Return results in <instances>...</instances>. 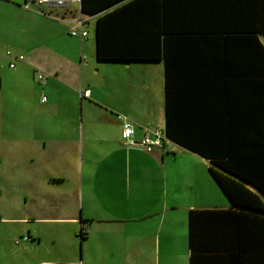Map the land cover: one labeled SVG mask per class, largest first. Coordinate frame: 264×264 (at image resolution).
I'll list each match as a JSON object with an SVG mask.
<instances>
[{
	"label": "crops",
	"instance_id": "crops-1",
	"mask_svg": "<svg viewBox=\"0 0 264 264\" xmlns=\"http://www.w3.org/2000/svg\"><path fill=\"white\" fill-rule=\"evenodd\" d=\"M21 1L0 0V19L12 6L21 13L9 16L19 21V31L24 23L29 34L27 22L34 26L38 14L68 25L72 37L69 30L81 16L87 36L72 37L78 45L71 48L36 46L27 60L16 50L5 53L8 67L15 63L9 69L23 65L15 77L12 124L0 121V264H35L51 245L62 257L37 264H189V211L240 208L196 153L171 141L152 153L122 144L119 114L132 122L137 138L143 130L163 129V62H152L158 69L151 72L136 65L151 62L99 61L97 15L69 8L54 16L49 12L56 8L28 10V0ZM90 19L92 38L84 28ZM15 26L7 25L12 42ZM19 55L22 61L15 60ZM28 69L35 81L38 73L45 81L29 88L23 79ZM81 226L86 234L77 242L78 259L69 243L77 245ZM252 242L264 244V237Z\"/></svg>",
	"mask_w": 264,
	"mask_h": 264
},
{
	"label": "trees",
	"instance_id": "trees-1",
	"mask_svg": "<svg viewBox=\"0 0 264 264\" xmlns=\"http://www.w3.org/2000/svg\"><path fill=\"white\" fill-rule=\"evenodd\" d=\"M81 12L97 15L99 61L163 62V135L208 160L240 208L189 211V264L263 263L264 0H81Z\"/></svg>",
	"mask_w": 264,
	"mask_h": 264
},
{
	"label": "rangeland",
	"instance_id": "rangeland-1",
	"mask_svg": "<svg viewBox=\"0 0 264 264\" xmlns=\"http://www.w3.org/2000/svg\"><path fill=\"white\" fill-rule=\"evenodd\" d=\"M24 1L22 0L19 5H23ZM8 9V10H5ZM62 9L64 8H59V9H51L50 11L53 10V12H49L48 10H44L45 14H48V12L51 15L56 16L58 13L60 14L62 12ZM5 10V11H4ZM2 14V18L0 19V82L2 81V90L0 92V121L4 123V125H10L12 124L13 121V113H14V108L16 107L17 100L15 97L17 96L18 88L17 85H15V77L18 75V68L21 66L17 64L16 70H11L8 67V59L6 58L5 53L7 51H13L16 50L15 52L17 54H22L23 56L25 54H28L29 50L35 48L36 46L39 45H45L51 49L55 50H60L61 46H66V47H73L75 44L78 45V42L75 41V38L70 37L67 34V26L66 24H61L57 22H53V20H48L44 18V16H36V18L33 19L34 26L32 22H27V26H29L28 32L29 34H26V29L22 26L24 23L21 25V31H19V21L16 19L15 21H10L9 16H21V13L16 11V8L12 6H5ZM35 11L32 12V14ZM31 13V12H29ZM36 13V12H35ZM57 16H61V15ZM46 16V15H45ZM48 17V16H46ZM50 18L55 19L50 16ZM24 17L22 16L21 20H23ZM8 24H14L17 25L18 27L15 26L14 29L12 30L13 32L17 33L15 35V40L12 42L10 38H8V35H10V31H7V25ZM4 25L5 29L2 27ZM2 27V28H1ZM89 34V38L93 37V28H94V19L89 20V25L84 27ZM2 33L4 35V39H2ZM74 41V42H73ZM34 54V53H31ZM25 57V56H24ZM28 56L25 57V60H27ZM28 63V62H27ZM138 67V70H141L143 68L149 70V71H155L158 69V64L155 63H150V64H136ZM161 66V64H160ZM160 69V67H159ZM36 72V71H35ZM42 72V71H41ZM161 74V73H160ZM159 74V76H160ZM34 75V72H33ZM24 82L27 83V86L29 88H34L38 87V84L36 83L35 79L32 77V71L28 69L25 72V77H23ZM160 95V94H159ZM160 99V97H159ZM0 203H2V200L0 198ZM82 243L83 241L80 240L78 236V232L75 237V243L74 244L73 240L72 243H69V246L72 249H75L74 251L76 252L75 258H80V252H79V245L78 243ZM50 251L38 254L36 256V261L35 264L39 262H48L52 260H56L58 258H61L62 255H58L56 253V250H54L55 245L50 246ZM82 256V252H81ZM82 262V259L80 260Z\"/></svg>",
	"mask_w": 264,
	"mask_h": 264
},
{
	"label": "built area",
	"instance_id": "built-area-1",
	"mask_svg": "<svg viewBox=\"0 0 264 264\" xmlns=\"http://www.w3.org/2000/svg\"><path fill=\"white\" fill-rule=\"evenodd\" d=\"M31 6H35L37 11L42 12L45 8H64L81 12V0H28L25 5L26 9H30ZM74 25L70 28L69 34L72 37L85 38L87 32L81 29L83 19L81 16L73 21ZM7 56H11L10 52H7ZM15 60L22 61L23 56L19 55ZM10 68L15 67V63L12 62L9 65ZM38 82L42 83L45 81V77L42 73H38L36 76ZM42 102L46 101V97L41 98ZM117 121L121 125V141L125 147L135 148L142 150L146 153H152L157 148H162L164 144L169 143V140L163 135L161 127H156L152 131L144 130L143 133L137 138V131L132 122L125 116L119 114L116 116ZM86 229L81 226L78 233L80 240L84 238ZM27 240V237L24 238Z\"/></svg>",
	"mask_w": 264,
	"mask_h": 264
}]
</instances>
